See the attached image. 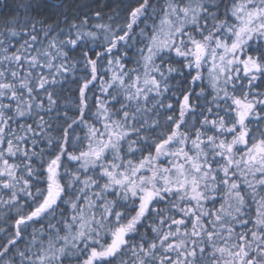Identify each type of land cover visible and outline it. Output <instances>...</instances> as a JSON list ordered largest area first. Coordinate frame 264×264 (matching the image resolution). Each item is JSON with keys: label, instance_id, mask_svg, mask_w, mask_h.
I'll return each instance as SVG.
<instances>
[{"label": "snow or ice", "instance_id": "obj_1", "mask_svg": "<svg viewBox=\"0 0 264 264\" xmlns=\"http://www.w3.org/2000/svg\"><path fill=\"white\" fill-rule=\"evenodd\" d=\"M44 6L0 13V264H264V0Z\"/></svg>", "mask_w": 264, "mask_h": 264}, {"label": "trees", "instance_id": "obj_2", "mask_svg": "<svg viewBox=\"0 0 264 264\" xmlns=\"http://www.w3.org/2000/svg\"><path fill=\"white\" fill-rule=\"evenodd\" d=\"M14 0H0V13L4 12V5L12 4ZM19 2V0H16ZM45 5L39 12H34L33 22L36 24L38 32L42 33V30L51 25L57 31L67 28L68 23L75 21L79 23L80 19L88 18L89 26L95 23H108V17L114 16V8L119 0H40ZM100 10L103 15L102 20H97L94 16L95 11ZM120 11V17L116 18L115 22H120L123 18V5H120L118 9ZM4 17L0 16V21ZM40 39H44L41 34ZM132 52H130V56ZM132 65L129 64V67ZM83 75L84 73H79ZM98 91V90H97ZM78 135H83L82 132L77 130ZM14 214V213H13Z\"/></svg>", "mask_w": 264, "mask_h": 264}, {"label": "rangeland", "instance_id": "obj_3", "mask_svg": "<svg viewBox=\"0 0 264 264\" xmlns=\"http://www.w3.org/2000/svg\"><path fill=\"white\" fill-rule=\"evenodd\" d=\"M100 23V22H99ZM108 23H113V21H109Z\"/></svg>", "mask_w": 264, "mask_h": 264}]
</instances>
